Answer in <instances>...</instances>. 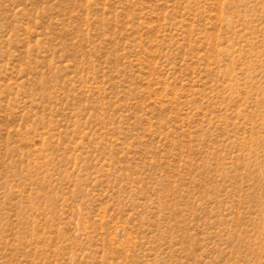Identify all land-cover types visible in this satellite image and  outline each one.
Listing matches in <instances>:
<instances>
[{
	"label": "rangeland",
	"instance_id": "obj_1",
	"mask_svg": "<svg viewBox=\"0 0 264 264\" xmlns=\"http://www.w3.org/2000/svg\"><path fill=\"white\" fill-rule=\"evenodd\" d=\"M0 264H264V0H0Z\"/></svg>",
	"mask_w": 264,
	"mask_h": 264
}]
</instances>
